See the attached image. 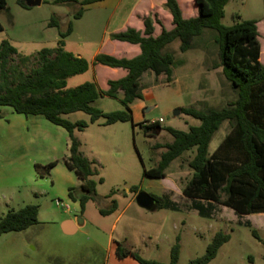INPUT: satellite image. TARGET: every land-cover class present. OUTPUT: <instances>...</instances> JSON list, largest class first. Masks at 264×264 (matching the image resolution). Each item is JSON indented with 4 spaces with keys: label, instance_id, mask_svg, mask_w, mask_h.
Here are the masks:
<instances>
[{
    "label": "trees",
    "instance_id": "trees-1",
    "mask_svg": "<svg viewBox=\"0 0 264 264\" xmlns=\"http://www.w3.org/2000/svg\"><path fill=\"white\" fill-rule=\"evenodd\" d=\"M103 0H82L81 9L74 16H82L84 8ZM231 0H195L198 7L196 18L184 19L177 0H166L165 8L173 18L174 28L162 30L154 38L153 20L144 21L145 36L129 29L113 35V40L139 45L141 54L133 59H115L108 55H98L95 64L122 68L126 77L110 81L109 89L100 93L93 82L75 88H67L66 81L89 69V63L66 52L62 41L55 49H42L37 54L38 64L29 73L9 66L16 50L7 42L0 44V118L1 108L9 107L24 116H42L50 123L60 126L69 134L68 154L62 162L75 174L79 181L78 188H70L69 198L79 202L84 212L88 202H96L98 195L96 183L92 177L99 174V165L90 161L80 152V143L74 136L75 131L85 130L89 124L103 119L104 126L116 123H131L133 115L131 105L135 100H142L140 81L146 72L154 75L156 83H171L173 80L172 54L164 49L179 41V51L186 53L198 47V38L209 35L216 48L219 62L215 68H222V73L236 94V99L226 107L216 110L198 111L192 108L181 109L182 113L200 122L199 126L190 127L187 132L165 128L173 138L171 143L159 146L164 149L155 168L144 170L148 178L164 179L166 170L173 161L185 153L194 151L189 162L192 170L190 180L182 189L187 199L225 206L239 215L264 214V65L260 62L261 46L256 20H248L231 27L222 24L225 6ZM21 7L27 8L26 0H18ZM57 4L77 3V0H57ZM6 0H0V10L6 8ZM51 26H56L51 22ZM3 31L0 25V33ZM72 31L70 23L64 39ZM29 61L28 57L22 63ZM122 110L104 113L92 106L100 97L118 98ZM83 112L89 122L75 123L65 119L66 116ZM227 122L230 130L212 154L209 146L213 136L223 123ZM145 136H152L151 131L160 128L159 122L141 125ZM57 162L45 166L35 164L34 169L40 178H46ZM103 183V179H99ZM130 192L137 195L139 190L132 187ZM115 192L108 195L114 196ZM156 202V209L173 208L163 197L151 195ZM110 210H99L107 216L116 210L117 202L111 201ZM174 209V208H173ZM38 224V207L27 205L22 209L10 210L0 219V236L12 232H21ZM255 239L260 240L257 232L252 231ZM230 240V236L218 232L208 245L202 257L191 260L188 264H209L214 260L220 248ZM263 244L264 241L262 240ZM115 256L119 260L131 258L138 264H178L180 256L179 239L172 247L170 260L162 263L146 260L132 250L116 243Z\"/></svg>",
    "mask_w": 264,
    "mask_h": 264
},
{
    "label": "rangeland",
    "instance_id": "rangeland-1",
    "mask_svg": "<svg viewBox=\"0 0 264 264\" xmlns=\"http://www.w3.org/2000/svg\"><path fill=\"white\" fill-rule=\"evenodd\" d=\"M55 1L42 0L37 7L24 8L18 0H6V8L0 10V25L3 28L0 44L7 41L17 52V55L11 56L9 66L29 73L37 66V54L42 49L58 47V41H62L60 33H65L70 23L76 20L74 16L81 9L82 0L70 4H57ZM224 12L222 24L226 27L248 20L258 21L260 62L264 65V0H231ZM96 15L98 13L92 10L83 20L74 22V41L89 39L98 42L105 37L106 21L103 15ZM51 22L56 26H51ZM197 43L196 49L186 53L179 51V41L164 49L165 53L174 57L173 81L156 85L147 83V76L141 81L145 109L134 105V126L131 123L104 126L103 119H100L79 136L87 157L99 165V174L92 177L98 199L88 204L85 217L89 226L82 229L77 237V242L83 246L91 238V229L109 231L112 228V238L143 259L168 263L171 249L179 239L178 264H188L202 257L214 236L222 232L229 235L230 240L209 264H264V214L239 215L225 206L209 205L208 202L187 199L182 195L183 187L192 176L189 162L194 151L173 161L164 179L148 178L143 174L144 170L157 166L164 151L159 146L173 140L164 131L165 128L187 132L190 127L200 125L198 120L182 113L181 109L219 110L236 99L222 68L214 67L219 60L209 35L198 38ZM24 57H28L29 61L22 63ZM89 76L82 74L69 79L67 88L90 80ZM92 106L104 113L122 110L120 102L112 98H99ZM65 119L72 123L89 122L90 117L77 112ZM152 122H159L160 128L151 131L152 136H145L141 125ZM229 130L228 123H223L213 136L209 153L214 152ZM99 179H103V183H99ZM46 181L47 189H50L51 180ZM132 187H137L139 192L165 198L174 209L146 210L139 207L134 199L136 195L130 192ZM112 192L118 199L117 207L111 217L105 218L99 210L112 208L108 198ZM51 200L44 202L46 210L41 215V229H51L47 223L58 222L59 214L63 212ZM253 230L260 240L254 238ZM123 238L128 241H123ZM26 253L29 256L31 252ZM98 256L103 261L106 255L100 252ZM123 263L136 262L127 260Z\"/></svg>",
    "mask_w": 264,
    "mask_h": 264
},
{
    "label": "crops",
    "instance_id": "crops-1",
    "mask_svg": "<svg viewBox=\"0 0 264 264\" xmlns=\"http://www.w3.org/2000/svg\"><path fill=\"white\" fill-rule=\"evenodd\" d=\"M165 3L166 0H103L86 6L82 16L74 22H80L93 10L98 13L96 16L103 15L106 21L105 37L98 42L89 39L74 41L76 26L74 22L72 23V31L62 39L61 47L73 56L85 59L89 63V69L84 74H90V80L80 82L81 84L73 88L93 82L102 93L109 89L110 81L126 77V70L95 64V58L98 55H108L115 59L130 60L139 56L141 54L139 45L116 41L112 36L132 29L144 37V21L148 17L153 20L152 36L154 38L160 36L163 29L171 31L174 28L173 18L165 8ZM177 3L184 19L198 16L195 0H177ZM146 76L147 83L162 84L155 82L151 72L143 74L141 81ZM141 94L143 99L135 100L131 105L133 117L135 104L138 108L145 109L142 90ZM121 98L119 95L118 98L112 99L120 102ZM97 122L89 124V127ZM84 131L74 132L79 143V136ZM68 143V132L50 123L44 117L24 116L15 113L12 108H1L0 219L10 210L18 211L27 205H35L38 207V224L21 232L0 236V264H138L131 258L119 260L115 256L116 243L120 242L112 238V228L109 231L91 229V238L87 240L86 246L77 242L81 230L89 226L85 216L86 208L92 201L88 202L84 212H81L79 202H73L69 198V189L78 188L79 181L62 162L68 154ZM80 152L90 160L83 151L81 143ZM52 162H57V165L46 178H40L35 172L34 165L45 166ZM48 179L51 180L50 189H47L46 180ZM47 200L53 201L54 204L55 201L60 200L63 204L60 207L63 212L59 214L58 222L47 223L51 229H41L43 223L40 219L46 210L44 202ZM110 200L118 203L115 195ZM111 216L112 214L103 217ZM123 239L125 242L128 241L127 238ZM27 251L31 252L29 256ZM9 252L12 254L9 255ZM100 252L106 255L103 261L99 259ZM127 260H133L136 263H123Z\"/></svg>",
    "mask_w": 264,
    "mask_h": 264
},
{
    "label": "water",
    "instance_id": "water-1",
    "mask_svg": "<svg viewBox=\"0 0 264 264\" xmlns=\"http://www.w3.org/2000/svg\"><path fill=\"white\" fill-rule=\"evenodd\" d=\"M41 2L42 0H26V4L28 7H37L41 5ZM176 114H178V111L176 112ZM135 201L137 205L143 209L153 210L154 208H156V202L154 198L146 192H139L135 197Z\"/></svg>",
    "mask_w": 264,
    "mask_h": 264
},
{
    "label": "built area",
    "instance_id": "built-area-1",
    "mask_svg": "<svg viewBox=\"0 0 264 264\" xmlns=\"http://www.w3.org/2000/svg\"><path fill=\"white\" fill-rule=\"evenodd\" d=\"M55 204H56V206H59V207H62L63 206V204L60 202V201H55ZM67 209H68V207H66Z\"/></svg>",
    "mask_w": 264,
    "mask_h": 264
}]
</instances>
